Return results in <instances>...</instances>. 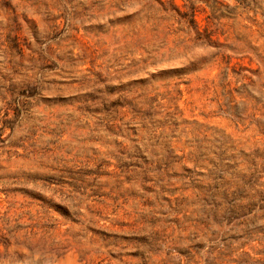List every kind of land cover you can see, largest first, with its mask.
<instances>
[{
  "label": "rangeland",
  "instance_id": "obj_1",
  "mask_svg": "<svg viewBox=\"0 0 264 264\" xmlns=\"http://www.w3.org/2000/svg\"><path fill=\"white\" fill-rule=\"evenodd\" d=\"M0 264H264V0H0Z\"/></svg>",
  "mask_w": 264,
  "mask_h": 264
},
{
  "label": "trees",
  "instance_id": "obj_2",
  "mask_svg": "<svg viewBox=\"0 0 264 264\" xmlns=\"http://www.w3.org/2000/svg\"><path fill=\"white\" fill-rule=\"evenodd\" d=\"M195 14L193 13L191 16H190V22L193 24V26L196 28V30H198V28H197V22L195 21ZM199 34H200V32L199 31H197ZM216 209H219V207L217 206L216 207Z\"/></svg>",
  "mask_w": 264,
  "mask_h": 264
}]
</instances>
